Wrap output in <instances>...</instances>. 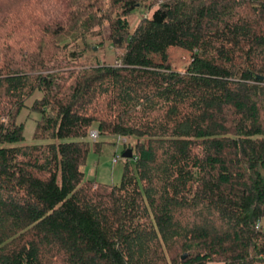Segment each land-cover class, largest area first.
Masks as SVG:
<instances>
[{
	"label": "trees",
	"instance_id": "16d2710c",
	"mask_svg": "<svg viewBox=\"0 0 264 264\" xmlns=\"http://www.w3.org/2000/svg\"><path fill=\"white\" fill-rule=\"evenodd\" d=\"M104 21L111 59L67 69ZM1 52L0 264H264V0H0ZM91 130L135 139L119 185L86 179Z\"/></svg>",
	"mask_w": 264,
	"mask_h": 264
},
{
	"label": "rangeland",
	"instance_id": "374dc122",
	"mask_svg": "<svg viewBox=\"0 0 264 264\" xmlns=\"http://www.w3.org/2000/svg\"><path fill=\"white\" fill-rule=\"evenodd\" d=\"M108 3V1H106ZM107 9V8H106ZM143 16H151V12L145 8H141L135 11V13L129 15V21L131 24V31L133 32L137 25L140 23ZM111 32L110 22L104 21L100 26L93 29L90 35L89 43L95 46V52L92 53L88 49L87 58H83L80 61H75L72 66L67 69H81L85 67L87 63L92 62V57L97 56L101 61L109 60L111 54L114 55L115 49H109L108 43L104 46H98V43L102 41H108V36ZM75 45V42H74ZM83 46V43H81ZM72 46V45H71ZM164 49L166 54L163 51ZM160 51V52H159ZM133 53L136 57L149 59L160 64L169 63L175 70L185 71L190 62V54L177 47L162 46L159 43H153L141 40L133 48ZM111 55V56H112ZM65 52L60 53V57L63 58ZM3 53H0V65L3 64ZM75 69V70H76ZM74 70V71H75ZM42 92L37 91L27 102V107L22 110L17 118V122L24 124V144L35 145L42 143H49V136L42 130L36 131L37 123L40 118V114L33 110L34 101L41 98ZM38 133V134H37ZM128 143L134 145L135 139L133 137L126 138ZM70 140V139H69ZM67 140V141H69ZM125 138L118 136H99L97 141L90 140V152L88 154L86 163L82 167V170L86 176V179L95 180L98 183H104L109 185H119L121 183L123 168L128 162L132 167H135V150H132L131 157L125 158L123 154L130 150V144L125 143ZM95 142L99 143V147ZM209 264H222V263H209Z\"/></svg>",
	"mask_w": 264,
	"mask_h": 264
},
{
	"label": "built area",
	"instance_id": "2783aa9c",
	"mask_svg": "<svg viewBox=\"0 0 264 264\" xmlns=\"http://www.w3.org/2000/svg\"><path fill=\"white\" fill-rule=\"evenodd\" d=\"M263 83H264V80H263ZM98 137H99L98 131L97 130H91V132H90V138L92 140L94 139L96 141L98 139ZM257 228H260V224L257 226Z\"/></svg>",
	"mask_w": 264,
	"mask_h": 264
},
{
	"label": "water",
	"instance_id": "95a60500",
	"mask_svg": "<svg viewBox=\"0 0 264 264\" xmlns=\"http://www.w3.org/2000/svg\"><path fill=\"white\" fill-rule=\"evenodd\" d=\"M260 79L263 80L264 77H260ZM131 152H132L131 150H127V151L123 154V157H125V158L131 157V155H132ZM186 257H187V255H184L182 258L185 259Z\"/></svg>",
	"mask_w": 264,
	"mask_h": 264
}]
</instances>
